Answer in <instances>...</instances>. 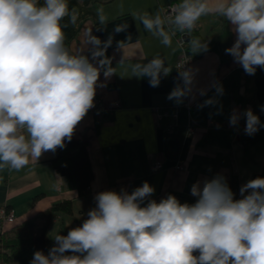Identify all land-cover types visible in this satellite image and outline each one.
Listing matches in <instances>:
<instances>
[{
  "label": "crops",
  "instance_id": "1",
  "mask_svg": "<svg viewBox=\"0 0 264 264\" xmlns=\"http://www.w3.org/2000/svg\"><path fill=\"white\" fill-rule=\"evenodd\" d=\"M37 2L44 5V0ZM171 2L179 5L182 0H67L69 10L75 9L78 17L75 24L68 16L60 22L64 45L69 54L83 55L100 69L93 107L73 132L87 140L93 177L89 192L80 195L50 161L56 150L44 152L38 160L29 157V163L18 170L0 168V209L13 210L14 225L31 218L39 225L44 220L39 215L42 211L69 200L72 211L55 212L47 230L50 239L58 234L66 236L88 218V212L96 207L94 197L98 193L131 194L145 181L155 191L141 207L156 201L160 194L165 198L173 195L181 204H195L198 197L191 194L193 184L199 182L202 188L205 180L216 176L228 181L234 199L239 200L243 198L241 187L263 170L264 139L258 135L264 133V105L257 98L254 75H248L225 52L236 40L233 25L215 11L216 0H207L209 11L196 22L204 47L190 50L185 94L175 67L179 51L166 20L170 45L149 32L140 19L145 13L163 18L161 10ZM98 51L100 55H96ZM154 57L164 58L165 67L170 69L160 74L155 87L150 86V77L133 71L136 65ZM106 69L111 71L108 76L104 74ZM177 89L182 95L169 98ZM186 96L197 102L189 109L183 104ZM248 109L259 117L260 125L257 138L244 141L239 134ZM234 115L239 119L232 124ZM211 123L215 125L209 126ZM190 124L198 129L194 135L188 132ZM156 160L163 161V168L152 171L151 164ZM178 160L185 163L184 169L174 168Z\"/></svg>",
  "mask_w": 264,
  "mask_h": 264
},
{
  "label": "clouds",
  "instance_id": "2",
  "mask_svg": "<svg viewBox=\"0 0 264 264\" xmlns=\"http://www.w3.org/2000/svg\"><path fill=\"white\" fill-rule=\"evenodd\" d=\"M208 11L207 0H182L170 22L190 32ZM215 11L236 34L226 54L248 75L257 66L264 68V0H216ZM66 16L76 23L78 13L69 10L67 0H44L43 6L37 0H0V168L18 170L29 157L38 160L44 152L63 148L93 107L100 69L83 55L69 54L60 23ZM99 19L105 21L102 14ZM140 19L163 44H171L165 19L147 13ZM191 44L194 51L204 47L198 39ZM133 71L150 77L155 87L160 74L170 69L164 58L154 57ZM110 73L106 69L104 74ZM183 75L189 78V73ZM180 95L177 89L169 98ZM244 115L245 132L252 135L259 117L251 109ZM238 119L234 115L230 123ZM154 191L145 181L131 194L98 193L82 226L56 235L48 254L36 251L30 264H264V178L243 185L239 200L224 178L216 176L202 188L193 184L195 204H181L168 195L141 207Z\"/></svg>",
  "mask_w": 264,
  "mask_h": 264
},
{
  "label": "trees",
  "instance_id": "3",
  "mask_svg": "<svg viewBox=\"0 0 264 264\" xmlns=\"http://www.w3.org/2000/svg\"><path fill=\"white\" fill-rule=\"evenodd\" d=\"M198 39L197 29L189 32L188 48L193 49L191 40ZM257 86V98L264 105V68L257 66L254 74ZM240 139L250 141L257 138V133L248 135L245 128L240 127ZM63 148L56 149V155L50 159L55 170L67 178L71 188L80 195L89 192V184L93 177L87 140L76 137L74 133L69 141L67 138ZM264 178V167L261 172L254 173L251 180ZM229 186L227 180H225ZM57 211L71 212V201L64 200L52 204L39 215L44 217L41 224L36 225L33 218L20 225H14L0 232V264H30L33 254L42 251L45 255L54 246L55 239L47 236L51 216ZM68 255L72 253H66ZM195 255V253H193Z\"/></svg>",
  "mask_w": 264,
  "mask_h": 264
},
{
  "label": "built area",
  "instance_id": "4",
  "mask_svg": "<svg viewBox=\"0 0 264 264\" xmlns=\"http://www.w3.org/2000/svg\"><path fill=\"white\" fill-rule=\"evenodd\" d=\"M178 11V4L175 2H171L166 4L162 10V16L166 20L167 28L171 31V33L174 36L175 42L177 44V48L179 51L178 57L175 61V67L179 71L181 83H182V89L183 92L186 94L188 90V79H185L184 73H189L190 63H191V52L188 48V39L189 37V31H180L174 24L170 22L171 18L174 17L176 12ZM194 29H197V23ZM197 102L190 100L187 96L183 99V104L189 109L193 105H195ZM118 105V103H116ZM154 110L157 111V107H154ZM164 114H167V111H163ZM215 125V124H209ZM243 127L246 128V121H243ZM197 127L192 126L191 124L188 126V132L192 135L196 134ZM174 168L177 170H181L185 168V163L182 160H178L174 165ZM163 168V161L162 160H156L151 164L150 169L152 171H157ZM165 196L163 194L156 196V201L160 202L162 199H164ZM16 222V215L14 214L12 209H8L5 207H2L0 209V232H3L7 229L8 226L14 225Z\"/></svg>",
  "mask_w": 264,
  "mask_h": 264
},
{
  "label": "water",
  "instance_id": "5",
  "mask_svg": "<svg viewBox=\"0 0 264 264\" xmlns=\"http://www.w3.org/2000/svg\"><path fill=\"white\" fill-rule=\"evenodd\" d=\"M189 37H187V39H188ZM261 139H264V133H261V134H259L258 135Z\"/></svg>",
  "mask_w": 264,
  "mask_h": 264
}]
</instances>
